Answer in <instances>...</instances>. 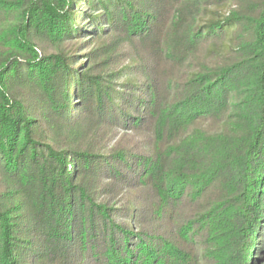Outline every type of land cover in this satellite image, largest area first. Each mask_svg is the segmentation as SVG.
I'll use <instances>...</instances> for the list:
<instances>
[{
    "label": "trees",
    "instance_id": "obj_1",
    "mask_svg": "<svg viewBox=\"0 0 264 264\" xmlns=\"http://www.w3.org/2000/svg\"><path fill=\"white\" fill-rule=\"evenodd\" d=\"M0 264H264V0H0Z\"/></svg>",
    "mask_w": 264,
    "mask_h": 264
}]
</instances>
